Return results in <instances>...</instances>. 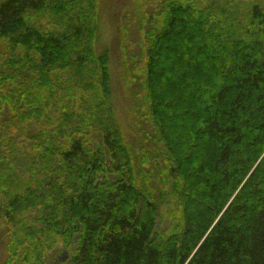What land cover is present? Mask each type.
<instances>
[{
	"label": "trees",
	"instance_id": "obj_1",
	"mask_svg": "<svg viewBox=\"0 0 264 264\" xmlns=\"http://www.w3.org/2000/svg\"><path fill=\"white\" fill-rule=\"evenodd\" d=\"M96 6L0 1L1 264H264V0H164L133 140Z\"/></svg>",
	"mask_w": 264,
	"mask_h": 264
},
{
	"label": "rangeland",
	"instance_id": "obj_2",
	"mask_svg": "<svg viewBox=\"0 0 264 264\" xmlns=\"http://www.w3.org/2000/svg\"><path fill=\"white\" fill-rule=\"evenodd\" d=\"M163 2L164 0H97L94 49L97 55L106 53L108 56L110 97L120 127L130 140H133L136 130L131 112L139 99L138 88L142 77L140 61L146 32L157 24L153 22V18L158 20ZM164 226L165 224L162 225ZM76 245L73 241L69 248L55 246L46 253L42 264H71L70 258ZM5 257L6 252L0 242V264Z\"/></svg>",
	"mask_w": 264,
	"mask_h": 264
}]
</instances>
